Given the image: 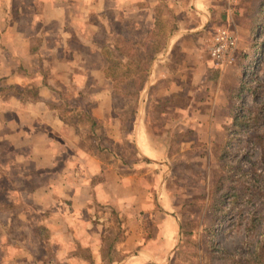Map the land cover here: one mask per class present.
<instances>
[{
  "label": "crops",
  "instance_id": "crops-1",
  "mask_svg": "<svg viewBox=\"0 0 264 264\" xmlns=\"http://www.w3.org/2000/svg\"><path fill=\"white\" fill-rule=\"evenodd\" d=\"M231 8L230 0H0V160L12 192L33 202L46 264L175 263L181 223L168 189L176 158L168 132L215 125L213 116L196 126L186 117L207 111L195 103L212 93L218 69L203 43ZM220 17L227 21L216 24ZM148 50L157 54L133 94L125 84L138 83L131 69ZM180 95L191 103L166 107L162 116L179 121L157 135L156 105ZM130 100L138 101L129 113ZM192 144L180 139L178 154Z\"/></svg>",
  "mask_w": 264,
  "mask_h": 264
},
{
  "label": "rangeland",
  "instance_id": "rangeland-1",
  "mask_svg": "<svg viewBox=\"0 0 264 264\" xmlns=\"http://www.w3.org/2000/svg\"><path fill=\"white\" fill-rule=\"evenodd\" d=\"M230 7L233 15L226 23L231 28L223 23L211 34L219 28L237 30L232 31L239 40L236 62L229 68L218 69L212 93L207 92L208 95L195 103V108L207 111L190 119L186 117L195 125L209 122L213 116L215 125L210 132L191 129L174 133L173 128L168 132L171 154L176 155L170 166L168 189L181 223V242L174 264H231V259L226 260L227 255L232 259L248 257L261 241V222L252 218L253 214L256 216L263 210L264 178L243 172L251 167L260 172L261 149L246 141V128L237 117L257 108L264 114V95L254 92V88L264 83V0H230ZM163 16L166 19L163 28L171 29L174 19L165 11ZM224 21L227 20L220 17L215 22ZM184 23L187 24V19ZM212 35L204 40L205 54ZM117 41L118 38L114 43ZM127 54H132V62L136 61L134 52L127 51ZM110 58L115 63L112 67L114 74L118 75L119 56L112 53ZM131 70L135 71V67ZM219 84L222 85L221 92L215 96V87H220ZM130 102L129 113L134 109V100ZM190 103L182 95L167 102L159 101L156 105L158 114L155 112L153 116L154 132L165 134L167 124L175 127L179 121L178 115L162 116L166 107L188 106ZM214 105L220 110L216 109L214 115L207 114ZM260 124L264 131V119ZM180 139L193 142L183 154H178ZM5 162L0 160V264H46L43 257L45 245L41 242L46 235L42 227L32 223L35 215L29 208L33 202L29 196H24L23 200L18 193L12 192L15 181L8 177L9 163ZM239 177H242L240 182L237 181ZM237 185L249 188L255 196L247 194L241 204L233 206L231 195ZM21 189L24 190L25 186Z\"/></svg>",
  "mask_w": 264,
  "mask_h": 264
},
{
  "label": "trees",
  "instance_id": "trees-1",
  "mask_svg": "<svg viewBox=\"0 0 264 264\" xmlns=\"http://www.w3.org/2000/svg\"><path fill=\"white\" fill-rule=\"evenodd\" d=\"M159 46H161V44H159ZM156 54H157V51L148 50V51L144 52V54H143L144 57L141 58L140 62H137L138 67L135 68V72H138V74L140 73V75H137L138 83L136 84L135 79H133V81H131V82L128 81L125 84L126 87L128 88V90L132 91L133 94L140 92L141 88L143 86H145V84L147 83L150 64H151V61L156 56ZM119 87H120V84L115 85V88L117 90L119 89ZM130 87H132V88L130 89ZM254 92L257 95H262V93L264 95V83L263 84L261 83L256 88H254ZM137 101L138 100H136V104L134 106V109H135V107H137ZM260 111L261 110L257 108V109H253L249 112H244L240 116L237 117V121H239V123L243 127L246 128V133H247L246 141L248 143L250 142L254 148L261 149V156L262 157L259 160V162L261 164V170L259 172L257 169H255V167H251L248 170H243L240 165H238V166H239V171L243 170V172H245V173L248 172V175H253L252 173H255V175H259L262 178H264L263 177L264 176V152H263L264 151V144H263L264 131L260 128V125H261L260 122H261V119H264V114H262ZM257 173H259V174H257ZM230 178H232V177H230ZM241 178L242 177H239L237 181L240 182ZM233 189H234V193H233V195H231V199H233V206L241 204L246 199L247 194L248 195L250 194L251 196H255V194L252 193V191H250L249 188H243V187L240 188L237 185V187H233ZM262 207H263V210L259 214H257L256 216L253 214V218H252L253 220L256 219V220H259L261 222L262 234H261V241H260L258 247L248 257H240V258L238 257V258L232 259L230 257V255H227L228 257L226 258V260L228 258L231 259V260H229V263H231V264H264V199L263 198H262ZM0 249H2L1 246H0ZM226 254H228V253H226Z\"/></svg>",
  "mask_w": 264,
  "mask_h": 264
},
{
  "label": "built area",
  "instance_id": "built-area-1",
  "mask_svg": "<svg viewBox=\"0 0 264 264\" xmlns=\"http://www.w3.org/2000/svg\"><path fill=\"white\" fill-rule=\"evenodd\" d=\"M239 40L227 28H219L212 35L207 47L209 57L217 69L231 67L237 59Z\"/></svg>",
  "mask_w": 264,
  "mask_h": 264
}]
</instances>
